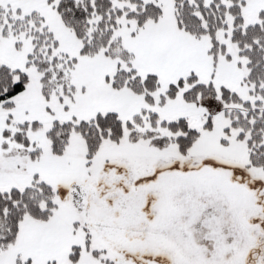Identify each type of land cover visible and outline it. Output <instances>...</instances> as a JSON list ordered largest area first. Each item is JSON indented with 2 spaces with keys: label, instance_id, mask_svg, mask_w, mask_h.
Returning a JSON list of instances; mask_svg holds the SVG:
<instances>
[{
  "label": "snow or ice",
  "instance_id": "6c2138e0",
  "mask_svg": "<svg viewBox=\"0 0 264 264\" xmlns=\"http://www.w3.org/2000/svg\"><path fill=\"white\" fill-rule=\"evenodd\" d=\"M0 264H264V0H0Z\"/></svg>",
  "mask_w": 264,
  "mask_h": 264
}]
</instances>
